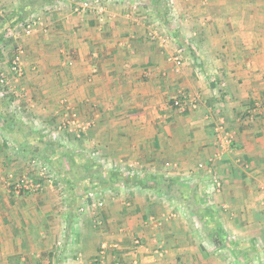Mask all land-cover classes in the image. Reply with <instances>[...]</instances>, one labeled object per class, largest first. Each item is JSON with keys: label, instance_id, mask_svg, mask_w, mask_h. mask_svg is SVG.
I'll return each instance as SVG.
<instances>
[{"label": "crops", "instance_id": "crops-1", "mask_svg": "<svg viewBox=\"0 0 264 264\" xmlns=\"http://www.w3.org/2000/svg\"><path fill=\"white\" fill-rule=\"evenodd\" d=\"M31 1L48 11L12 35L17 94L93 152L85 168L110 189L79 208L92 201L0 188V264H264V0H171L155 18L124 0L91 17ZM26 5L0 0V19ZM181 91L198 107L172 106Z\"/></svg>", "mask_w": 264, "mask_h": 264}, {"label": "rangeland", "instance_id": "rangeland-1", "mask_svg": "<svg viewBox=\"0 0 264 264\" xmlns=\"http://www.w3.org/2000/svg\"><path fill=\"white\" fill-rule=\"evenodd\" d=\"M81 1L83 0H72L73 6L75 7V5ZM103 1H105L104 5L106 7V3L109 0ZM152 1L153 0H124V3L127 2L128 5L145 9L147 16L150 15L153 18H155L157 12L160 10H165L167 15L165 17H172L173 2L171 0H156L158 4L157 7L152 6ZM24 2L30 5L27 8L25 7L27 10L24 21L19 22L18 26L12 29L5 39L0 43V51L3 50L0 54V144L4 159L3 162L5 164V167H3L4 179H2V181H4H1L0 188H2V190L7 192L9 195L12 194L11 192H13L18 196L23 195L24 192L26 193L24 195H27V193L34 195L41 192H52L66 195L67 193L74 192L81 196L85 195L88 197L89 201H92L91 204L88 205L85 201L86 199L84 198L74 199L76 207L89 208L92 204H95L97 207L102 206V200L100 203L95 201V198L97 197L96 195L102 194L103 192L108 193L110 188L98 186L96 183L101 181L96 176V173L92 175L88 173V169L86 170L85 168L86 165L88 166V164H91L92 167L94 166V172L97 171L98 168H95V166L99 165L100 163L93 152L82 151L78 149L76 145H73L72 142H70L68 135H61V133H58L57 131L53 133L51 131V127L49 126L51 124H47V121L43 120V118H40L37 112H34L35 109L31 106V104L28 105L27 103V106H24V104H22V99L20 100V95L17 94L16 84L19 82L17 77L22 78V75L17 76L11 70V55L17 49L21 50V48L17 47V43L14 42L15 40H11L12 35L18 33L16 38L22 34L30 35L32 32L29 34L25 33L24 26L22 25L32 21L33 19L39 20L38 16L41 15V11L44 13L48 11V7H45L43 4L36 5L35 3H32L31 0H24ZM44 2H47V0H42V3ZM166 3H168L169 8L166 7ZM63 5V3L62 5L60 4V6ZM19 7L16 9H20ZM131 9L136 11V9H133V7H130V10ZM73 11H75L74 8ZM85 11L89 13V17L97 13L93 8L83 10L78 13L81 14ZM10 23V20L4 21L2 18L0 19V27ZM170 24L175 25V23H172V21L168 25ZM168 25L162 26L161 28L160 24H156V28L152 29L151 31L152 35H155L163 29L168 31L170 29ZM157 26H160L161 29L159 30ZM6 40H11V42H8L11 49L5 48V44H7L5 43ZM174 57H178L181 62L179 64L180 66L183 62V59L180 57V55L171 56V58ZM181 92L183 93L184 91ZM179 93L176 95V97L170 99L172 106L180 109H183L184 107L195 109L198 107L199 102L196 101V95L189 92H185L181 95ZM23 96V100H25V97L33 98L34 95L33 92H31L30 94ZM179 96H186L188 99V104L183 106L175 104V98ZM189 100L193 101L195 106L190 105ZM62 150H67L70 156L64 157L61 155L63 154ZM53 151H57L58 153L62 152L59 153L61 156L56 158L52 157L50 153ZM86 172L90 175H87ZM123 174L124 176L128 175L127 177H129V174ZM84 175H87L86 178L89 179V181L82 182L81 176ZM22 177L36 180L39 182L40 188L36 191L25 190L24 192L19 193L16 192V190L13 191V186L15 185L13 182H16ZM158 184L159 183L156 185ZM191 188L193 189L191 184L186 187V189L190 191L192 190ZM59 202H61V199H59ZM77 203L80 205H77ZM2 206L3 202L0 199V211ZM96 221H98V219ZM99 221V223L103 224L100 219ZM104 254L105 253L101 255ZM102 261L103 264H106L104 258Z\"/></svg>", "mask_w": 264, "mask_h": 264}, {"label": "built area", "instance_id": "built-area-1", "mask_svg": "<svg viewBox=\"0 0 264 264\" xmlns=\"http://www.w3.org/2000/svg\"><path fill=\"white\" fill-rule=\"evenodd\" d=\"M105 3H103L101 0H83L81 2H79L78 4L75 5L74 10L78 13L81 12L83 10H87V9H94L96 11H98L99 13H103L105 10ZM38 20L37 19H33L32 21L27 22L26 24H23L22 26H24V31L25 33L29 34L33 31L34 27H36ZM20 53L21 50L17 49L11 59V70L15 73V75L19 76L22 73V69L20 66ZM175 63L177 65H179L181 62L178 59V57H174L173 58ZM190 105L195 106L194 102L189 100ZM175 104L178 105H187L188 104V99L186 96H179L177 98H175ZM227 138H223V141L225 143H228ZM40 188V184L39 182H37L36 180H33L31 178H26V177H22L19 178L16 182H15V190L16 192H24L25 190H31V191H36ZM106 245H101V249H100V254H103L105 251Z\"/></svg>", "mask_w": 264, "mask_h": 264}, {"label": "trees", "instance_id": "trees-1", "mask_svg": "<svg viewBox=\"0 0 264 264\" xmlns=\"http://www.w3.org/2000/svg\"><path fill=\"white\" fill-rule=\"evenodd\" d=\"M32 3H33V1H32ZM153 3L156 4L157 2L155 3V1H154ZM27 7H28V5H26V8ZM19 8L20 9H16L15 10V12L12 14V17L9 19L11 23L8 24V25H3V26L0 27V43L11 32L12 29H14L15 27L18 26V23L19 22H23L24 21V17L26 15V10L27 9H25L24 6H20ZM159 12H157V13L159 14L160 17L163 16V15H165V14H163L162 11H159ZM14 53H15V51L12 53L11 59H12ZM0 54H1V51H0ZM62 151H63V154H61V155H63L64 157L65 156L66 157H69L70 156V154H69V152L67 150H62ZM59 153H62V152H59ZM59 153L57 151H53L52 153H50V155L52 157L56 158L58 156H61Z\"/></svg>", "mask_w": 264, "mask_h": 264}]
</instances>
